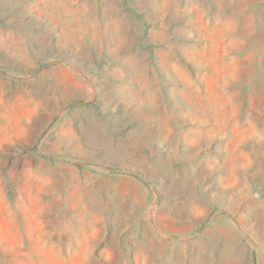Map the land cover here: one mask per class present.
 <instances>
[{"label":"rangeland","instance_id":"1","mask_svg":"<svg viewBox=\"0 0 264 264\" xmlns=\"http://www.w3.org/2000/svg\"><path fill=\"white\" fill-rule=\"evenodd\" d=\"M0 264H264V0H0Z\"/></svg>","mask_w":264,"mask_h":264}]
</instances>
